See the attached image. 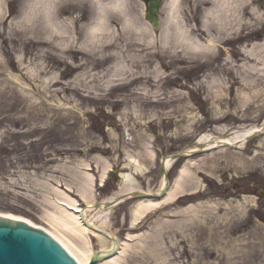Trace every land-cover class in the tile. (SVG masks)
I'll return each instance as SVG.
<instances>
[{
    "label": "rangeland",
    "instance_id": "obj_1",
    "mask_svg": "<svg viewBox=\"0 0 264 264\" xmlns=\"http://www.w3.org/2000/svg\"><path fill=\"white\" fill-rule=\"evenodd\" d=\"M36 1L1 0L0 214L52 230L47 221L54 211L50 202L57 200L59 190L80 201L85 174L95 178L94 196L99 192L106 199L119 191L124 175H135L138 160L139 186L156 191L163 180L162 158L178 154L203 135L224 138L263 126L264 58L251 62L246 52L264 45V0H250L259 12L255 29L260 36L217 31L213 35L220 41V60L211 64L196 56L187 62L158 57L156 53L171 56L179 50L172 36L169 45L161 43L162 27L157 32L145 20L142 0H131L130 13L156 33L154 47L133 37L128 49L133 32L119 25L101 43L116 58L72 62L65 56L63 61L65 50L55 48L60 40L36 36L34 32H41L38 19L35 28L25 24ZM68 1L83 7L75 15L80 25H74L81 43L80 34L92 24L84 21L85 13L92 9L86 0ZM196 1L186 0L181 10L189 28L201 23V13L198 24L192 18ZM35 38L44 39L43 45L31 46ZM149 54L157 57L141 62ZM185 166L198 180L197 194L149 215L135 230L131 209L137 200L110 211V233L121 241L136 236L123 264H264V198L256 195L264 187V137L241 150L182 156L169 169V180ZM108 167L112 171L100 189ZM191 206L198 208L182 212ZM92 248L101 249L94 238Z\"/></svg>",
    "mask_w": 264,
    "mask_h": 264
},
{
    "label": "bare ground",
    "instance_id": "obj_2",
    "mask_svg": "<svg viewBox=\"0 0 264 264\" xmlns=\"http://www.w3.org/2000/svg\"><path fill=\"white\" fill-rule=\"evenodd\" d=\"M86 2L89 3L92 10L86 11L85 15L87 16L84 21L91 22L92 24L86 25L85 30L80 34L81 39L84 35L81 43L75 33L74 27L75 24L80 25V21L77 20L75 15L83 11V7H80L79 2L37 0L35 6L28 13L25 24L33 25V28H35V25H37L35 21L38 19L41 32H34L36 36H51L52 42L60 40L55 48L58 47L65 50V52H61L64 55L62 57L63 61L66 60L65 56L72 60V62H107L108 59L116 58L118 54L116 52L110 54L112 52L110 50L111 47L101 46V43L103 42V38L112 37L113 32L117 30L119 25H122L124 30L134 33L131 32L132 34L127 38L128 49L131 50L133 46L132 44L129 45V43L133 42V37L135 41H146L149 47L155 46L156 40L154 37L156 33L152 32L148 24L139 25L136 23L134 17L131 15V0H86ZM184 2L186 0H151L143 4L145 7L142 12L143 15L145 12V19H148L151 12L157 14L158 17L164 16L163 26L160 31L162 37L161 43L169 45L170 39L173 38L175 42L171 43L176 44L177 50H179L177 53H172L171 56L162 52L156 53L163 61L170 58V62H187L194 56L199 59L201 57L205 58L206 61H203L202 64H211L215 60H220V41L213 35L217 31L218 33L224 32L227 35L237 31H246V36H242V38L253 36L258 38L260 36L261 30L255 29L260 19L259 12L253 6V3H250V0H197L195 2L196 14H193L192 18L196 22L198 20L197 15L201 13V23L199 22V25L193 28L188 27L187 21L183 17L181 10ZM1 7H3V4L0 0ZM113 21L115 22L114 26L112 25ZM119 21L121 24H119ZM69 24L71 27H69L67 32H65L66 29L62 30L63 27L69 26ZM195 24H198V22ZM43 40L36 39L29 43L31 46H42ZM171 41L173 40L171 39ZM224 41L227 43L231 42L230 39H225ZM254 48L256 51L246 52V55L252 58H246V60H251L252 62L255 59L260 60L264 58V45L254 46ZM124 53L127 54L129 52L125 51ZM123 55L120 57L124 58L125 55ZM156 55L149 54L141 62H152L157 57ZM137 82H139L138 79L133 80V83ZM259 130H262V128L248 127L234 131L224 138L203 135L199 138L198 142L205 144V147L209 149L219 146V143L232 145L239 143L240 147H243L246 144V138ZM194 148L197 149L199 146L196 145ZM174 161L175 158L172 157L163 162L166 164V168H170ZM135 163L137 164V168L135 169L136 175V172L138 173L142 169L140 168L141 163L138 160H135ZM109 172L110 167L104 169L101 183L106 181ZM135 175H124L119 191L103 199L102 203L98 205H95L96 197L93 193L95 178L92 175L85 174V183L80 189V196L84 204H86L85 207H82L77 199L71 197L66 192L56 190V194L58 195L57 200L50 202L54 211L50 212L47 218L52 230L44 227L41 228L60 242L79 264H89L91 258L95 255L92 248V238L98 240L100 243V251H107L113 247L112 240L115 239V235L108 231L110 227L108 220L109 213L113 206H116L123 198H126L125 196L136 192H145L151 196L137 201L131 209V229L135 230L144 218L176 204L184 197L197 194L199 190L198 180L196 182L193 180V177L188 173L185 166L174 180L167 195L160 201L152 200V197L161 194L165 189L166 180L163 178L158 191L154 193L153 190H142ZM191 182L192 184H190ZM197 208L196 206H191L182 212L189 213L197 210ZM202 208L201 206V210ZM0 216L25 221L32 226L40 227L15 215L0 214ZM99 231L108 233L110 238L104 236ZM134 238L136 236L129 235L127 241H120L118 252L101 264H123L126 256L132 250V245L129 242Z\"/></svg>",
    "mask_w": 264,
    "mask_h": 264
},
{
    "label": "water",
    "instance_id": "obj_3",
    "mask_svg": "<svg viewBox=\"0 0 264 264\" xmlns=\"http://www.w3.org/2000/svg\"><path fill=\"white\" fill-rule=\"evenodd\" d=\"M148 21L159 28V17L150 13ZM164 171V170H163ZM264 196V190L261 192ZM135 196L149 198L144 193ZM86 222V221H84ZM104 236L109 237L105 232ZM112 250L98 252L91 264H99L117 253L118 241L113 239ZM0 264H78L76 260L48 233L26 222L0 216Z\"/></svg>",
    "mask_w": 264,
    "mask_h": 264
}]
</instances>
